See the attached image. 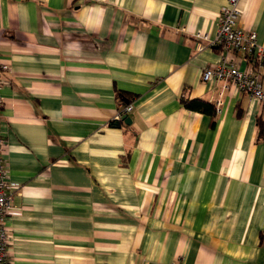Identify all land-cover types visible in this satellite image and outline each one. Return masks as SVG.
<instances>
[{
  "label": "crops",
  "instance_id": "0c3cea01",
  "mask_svg": "<svg viewBox=\"0 0 264 264\" xmlns=\"http://www.w3.org/2000/svg\"><path fill=\"white\" fill-rule=\"evenodd\" d=\"M226 2L0 0L11 264L263 263L264 102L201 79L224 56L264 87L213 45ZM239 10L264 46V0Z\"/></svg>",
  "mask_w": 264,
  "mask_h": 264
},
{
  "label": "built area",
  "instance_id": "2783aa9c",
  "mask_svg": "<svg viewBox=\"0 0 264 264\" xmlns=\"http://www.w3.org/2000/svg\"><path fill=\"white\" fill-rule=\"evenodd\" d=\"M240 0H227L219 14L218 30L213 45L220 47L224 52H234L238 55L253 56L259 65L264 67V46L258 45L256 33L238 27L240 16ZM200 37V36H197ZM6 64H0V71H8ZM201 79L204 82H230L237 90L249 95L258 102H264V87L260 76L252 70L241 71L235 63L222 57L219 63L202 71ZM2 80L0 79V91ZM220 105V101H217ZM132 111V105H122L114 118L115 122L122 120ZM2 98L0 95V264H11L9 256L10 237L6 228V220L11 212V202L18 184L12 182L7 174L2 154L5 140L1 129ZM264 243V235L262 236ZM264 264V261L263 263Z\"/></svg>",
  "mask_w": 264,
  "mask_h": 264
},
{
  "label": "trees",
  "instance_id": "16d2710c",
  "mask_svg": "<svg viewBox=\"0 0 264 264\" xmlns=\"http://www.w3.org/2000/svg\"><path fill=\"white\" fill-rule=\"evenodd\" d=\"M119 96V100L121 102H124L123 105H128L129 104V100L128 98L122 96V95H118ZM123 98H124V101H123ZM126 101V102H125ZM182 104L183 106L187 109V110H190V111H194V112H199V113H202V114H205V115H208L210 117H214L215 114H216V108L214 105H212L211 103H208L204 100H201V99H193V100H186V99H183L182 100ZM121 124V121L120 122H111L110 125H119ZM257 140L263 138V126H262V122L260 119H258L257 123Z\"/></svg>",
  "mask_w": 264,
  "mask_h": 264
},
{
  "label": "water",
  "instance_id": "95a60500",
  "mask_svg": "<svg viewBox=\"0 0 264 264\" xmlns=\"http://www.w3.org/2000/svg\"><path fill=\"white\" fill-rule=\"evenodd\" d=\"M122 120L124 121L125 124H130L131 120L128 116H123Z\"/></svg>",
  "mask_w": 264,
  "mask_h": 264
}]
</instances>
